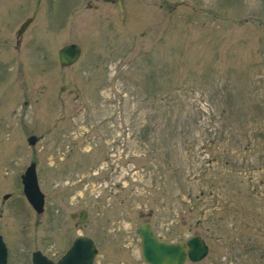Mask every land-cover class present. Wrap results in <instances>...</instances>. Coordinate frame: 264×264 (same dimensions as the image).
Returning <instances> with one entry per match:
<instances>
[{
    "label": "rangeland",
    "instance_id": "374dc122",
    "mask_svg": "<svg viewBox=\"0 0 264 264\" xmlns=\"http://www.w3.org/2000/svg\"><path fill=\"white\" fill-rule=\"evenodd\" d=\"M120 1L0 0L10 264L57 258L78 234L95 264H146L144 222L168 242L205 239L207 256L185 264H264V0ZM68 43L81 56L61 67ZM32 161L40 214L22 192Z\"/></svg>",
    "mask_w": 264,
    "mask_h": 264
},
{
    "label": "water",
    "instance_id": "95a60500",
    "mask_svg": "<svg viewBox=\"0 0 264 264\" xmlns=\"http://www.w3.org/2000/svg\"><path fill=\"white\" fill-rule=\"evenodd\" d=\"M115 3L121 8L119 0H105ZM31 21L27 19L21 24L17 31V35H21ZM81 54V47L77 43L66 44L58 51V59L61 66H69L76 62ZM67 86H61L65 89ZM29 144H35L37 137L30 135L27 138ZM23 192L37 213L43 211L44 195L40 191L37 175L35 171V163L27 167L22 175ZM5 198L7 195L4 196ZM86 218L84 211L80 212V220L83 222ZM136 232L141 239L142 257L147 264H183L188 257L192 261H197L205 257L208 247L200 236L195 235L187 239L186 242H165L158 239L149 223H143L136 228ZM0 253L1 264H5V246L0 236ZM97 249L92 240L86 236H77L66 254L58 261L57 264H93V259ZM33 264H54L48 260L41 252L33 253Z\"/></svg>",
    "mask_w": 264,
    "mask_h": 264
},
{
    "label": "flooded vegetation",
    "instance_id": "af4514ba",
    "mask_svg": "<svg viewBox=\"0 0 264 264\" xmlns=\"http://www.w3.org/2000/svg\"><path fill=\"white\" fill-rule=\"evenodd\" d=\"M9 196H10V194H8L7 195V197L6 198H4L5 200L7 199V198H9ZM81 211H85V210H80V211H78L77 213H70L69 214V217L72 219V220H74V219H76V222H75V227H77V229H80L81 230V228H82V226H83V224L85 223V221H81L80 220V212ZM86 213V212H85ZM86 216H87V214H86ZM87 219V218H86ZM194 235H197V234H194ZM0 236H1V238H2V240H3V243H4V245H5V247H6V254H5V264H10V257H9V248L7 247V245H6V243H5V241H4V239H3V236L0 234ZM158 237V236H157ZM91 238V237H90ZM159 238V237H158ZM74 239V238H73ZM72 239V240H73ZM92 240H93V238H91ZM160 240H163V239H161V238H159ZM187 240V239H186ZM185 240V241H186ZM164 241V240H163ZM185 241H180V242H185ZM204 241H205V239H204ZM72 242V241H71ZM93 242H94V244H95V246H96V248H97V250H98V253H99V249H98V246H97V243L93 240ZM176 242H178V241H176ZM206 242V241H205ZM206 244H207V242H206ZM208 245V244H207ZM209 247V246H208ZM67 250V248L65 249V251ZM34 251H39V252H41L42 253V255H44L48 260H50L52 263H54V264H57L58 263V261L60 260V258L64 255V253H65V251L62 253V254H60L57 258H52V257H50L47 253H44V252H42L41 250H39V249H37V250H34ZM34 251H32L31 253H30V259H29V262H30V264H33V260H32V257H33V252ZM98 253H97V255H98ZM96 255V256H97ZM95 259H96V257H95ZM204 259V258H203ZM1 253H0V264H1ZM201 261V260H200ZM200 261H196V262H200ZM186 262H194V261H191V260H189L188 258L186 259V261H185V263ZM195 262V263H196ZM184 263V264H185ZM93 264H95V260H94V262H93Z\"/></svg>",
    "mask_w": 264,
    "mask_h": 264
}]
</instances>
